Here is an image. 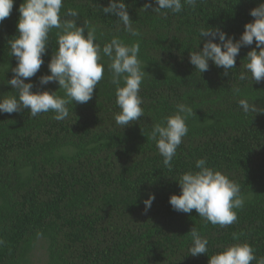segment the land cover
Returning a JSON list of instances; mask_svg holds the SVG:
<instances>
[{
  "label": "trees",
  "instance_id": "1",
  "mask_svg": "<svg viewBox=\"0 0 264 264\" xmlns=\"http://www.w3.org/2000/svg\"><path fill=\"white\" fill-rule=\"evenodd\" d=\"M148 2L124 0L140 32L132 37L116 16L103 13L108 0H63L61 15L76 10L77 26L95 27L101 47L113 36L139 42L138 58L147 73L140 89L145 116L124 128L115 124L119 108L107 57L92 99L70 103L65 120L52 119V112L32 117L27 109L0 114V264H33L40 247L44 264H208V256L235 243H248L257 259L264 257V113L245 114L238 104L246 99L264 109V81L238 78L255 42L240 49L227 76L211 61L201 75L189 63L201 28H219L239 39L254 19L249 11L264 0H198L194 8L184 5L167 15L143 11ZM22 3L14 0L9 17L0 22V96L15 94L7 84L16 66L8 41L18 35ZM57 47L53 29L44 64L25 80L34 84L33 92L58 90L54 82L38 83L50 74L47 65ZM180 103L194 115L186 117L188 134L169 169L148 134ZM201 158L238 183L246 197L231 225L205 223L195 210L176 212L168 203L180 194V175L196 171ZM149 193L155 200L145 212L142 201ZM192 227L209 242L205 255H189Z\"/></svg>",
  "mask_w": 264,
  "mask_h": 264
},
{
  "label": "clouds",
  "instance_id": "2",
  "mask_svg": "<svg viewBox=\"0 0 264 264\" xmlns=\"http://www.w3.org/2000/svg\"><path fill=\"white\" fill-rule=\"evenodd\" d=\"M156 5L153 7L152 4ZM198 0H150L142 7L143 11L151 8L152 12L167 15L180 13L184 5L195 7ZM14 0H0V22L9 17ZM63 0H23L18 8L19 17L16 23L18 35L8 41L10 55L16 60V66L11 69L13 76L7 84L14 89V95L0 96V114L18 113L27 109L32 117L41 113H54L52 119L63 121L69 117L68 105L73 102L84 104L93 97L94 89L104 78L105 65L103 57L108 58V71L111 74L110 83L115 86V104L119 111L114 114L115 124L121 128L140 121L145 116L142 107L143 100L140 89L147 74L138 58L139 42L126 44L119 36H113L103 47L96 43V28L83 23L77 26L78 12L69 9L65 16L61 15ZM106 15H114L123 25V30L132 37H138L140 32L133 25L124 0H108V5L102 7ZM254 19L243 26L239 39L229 36L219 28L199 30L198 44L195 51L189 52V63L201 73L208 71L209 61L223 68V75L236 68V58L242 47H255L246 54L243 71L239 80H250L251 84L264 81V3L249 11ZM66 17H70L66 18ZM56 30L57 50L48 62L50 74L38 78L40 86L49 83L58 84L57 91L33 92L34 84L25 83L40 70L44 64L43 56L48 47L49 35ZM203 40L202 47H198ZM215 41V42H214ZM258 50V51H257ZM122 85V86H121ZM239 92V89H234ZM238 104L245 114L264 113L246 99H240ZM74 114V113H73ZM194 115L193 109L186 104L176 105V112L154 123L148 134V139L155 142L163 165L169 169L177 154V148L188 134L186 117ZM206 159L195 162L196 171H187L180 175L179 195H171L168 203L172 210L185 214L195 210L205 223L225 227L237 221L236 209L243 208L246 197L241 192L238 183L227 175L206 166ZM155 195L149 193L143 200L144 210H150ZM191 237L189 255L195 257L208 252V240L192 227L187 233ZM233 239H238L233 233ZM4 242L0 240V245ZM264 264V257L257 259L255 250L248 243H235L225 247L210 257L208 264Z\"/></svg>",
  "mask_w": 264,
  "mask_h": 264
},
{
  "label": "rangeland",
  "instance_id": "3",
  "mask_svg": "<svg viewBox=\"0 0 264 264\" xmlns=\"http://www.w3.org/2000/svg\"><path fill=\"white\" fill-rule=\"evenodd\" d=\"M45 257H44V251L40 247L38 250H36L32 256V263L33 264H44Z\"/></svg>",
  "mask_w": 264,
  "mask_h": 264
}]
</instances>
